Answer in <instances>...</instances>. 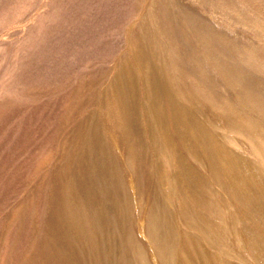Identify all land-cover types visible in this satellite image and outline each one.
<instances>
[{
  "label": "rangeland",
  "instance_id": "1",
  "mask_svg": "<svg viewBox=\"0 0 264 264\" xmlns=\"http://www.w3.org/2000/svg\"><path fill=\"white\" fill-rule=\"evenodd\" d=\"M123 214L118 264H264V0H0V264H101Z\"/></svg>",
  "mask_w": 264,
  "mask_h": 264
},
{
  "label": "bare ground",
  "instance_id": "2",
  "mask_svg": "<svg viewBox=\"0 0 264 264\" xmlns=\"http://www.w3.org/2000/svg\"><path fill=\"white\" fill-rule=\"evenodd\" d=\"M157 11H159V8ZM145 28L150 29V24L148 22L146 23ZM147 33H149V32H147ZM137 43H138V45H137L138 49L136 51H137L139 60H140L141 64L143 63V65H145L147 67V71H148V74L150 77L149 91L152 95V98L154 100H157L160 98V92H159V89L161 87L160 82H159L160 78L159 77L157 78L156 72L151 71V68H150L151 57L153 55H155V44H154L153 40L150 38H148L149 44H147L146 46L142 45L139 41ZM122 86L124 87V90L126 92V95L124 92L125 97L129 98L132 107L135 108V100H136V96H137L136 95L137 81H136L135 77L130 75V77L127 79V81L122 83ZM114 115H115V112H110L109 118H112ZM93 137H94L93 142L98 143V139H100V138L95 137V134L93 135ZM144 155H145V153H144ZM106 157H107V155H106ZM147 157H148V155H147ZM135 160L138 164L141 163L142 165H145V163H146V159H142L140 156H137V158H135ZM108 168H110V165L108 166ZM111 171H112V168L109 169V172H111ZM116 182L118 184V187H120L122 185L121 180H117ZM74 186H75L74 180L71 181L70 183L68 182L66 185L67 189H73ZM101 218H103V217H101ZM127 219H128V215L123 214L122 216L118 217V223L117 224H115L112 220V223L108 226V229H106L107 233H103V232H100L99 230H97V233H95L91 236L92 242L97 241L96 240L97 235L102 236V233L108 236V237H106L108 239V241L105 242V251L101 253V256L103 257V258L101 257L102 259L99 261L101 264H118L116 262H117V259L119 258V250H120L119 247L121 246V240H125L123 235H125L129 229ZM103 222H104L103 219H101L97 223L100 226V224ZM113 223H114V225H113ZM96 228H97V225H96ZM242 230H243V228H242ZM173 253H174V255H176L178 257V255H177L178 249L176 246L173 248ZM96 255H98V254H96ZM180 263H182V261L180 259H177V264H180Z\"/></svg>",
  "mask_w": 264,
  "mask_h": 264
}]
</instances>
